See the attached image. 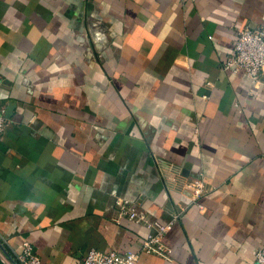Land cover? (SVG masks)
I'll list each match as a JSON object with an SVG mask.
<instances>
[{"label":"crops","instance_id":"crops-1","mask_svg":"<svg viewBox=\"0 0 264 264\" xmlns=\"http://www.w3.org/2000/svg\"><path fill=\"white\" fill-rule=\"evenodd\" d=\"M264 0H0V250L252 264L264 248V72L223 70ZM201 180L199 209L189 182ZM126 199L170 222L141 250ZM0 264L1 261H0Z\"/></svg>","mask_w":264,"mask_h":264},{"label":"built area","instance_id":"built-area-1","mask_svg":"<svg viewBox=\"0 0 264 264\" xmlns=\"http://www.w3.org/2000/svg\"><path fill=\"white\" fill-rule=\"evenodd\" d=\"M222 69H229L233 73L241 70L252 83L258 82L259 77L264 72V29L244 27L238 30L232 51ZM5 125L4 108H0V136ZM189 187L192 189V199L197 203L199 209L202 208L198 199L203 191V183L201 180L194 179L189 182ZM115 204L121 215L126 216L128 220L135 224H141L147 228L141 250L163 258H169L170 250L162 239L171 223H162L157 219L149 218L126 199L118 198L115 200ZM253 256L252 264H264V248L255 249ZM0 261L2 264H39L40 258L33 252L31 243L24 240L21 243L20 251L14 253L12 257H8L0 250ZM137 261L138 253L136 252H101L90 249L75 264H137Z\"/></svg>","mask_w":264,"mask_h":264}]
</instances>
